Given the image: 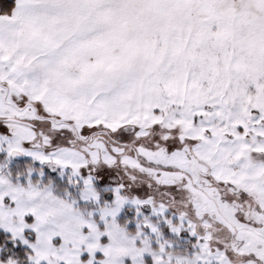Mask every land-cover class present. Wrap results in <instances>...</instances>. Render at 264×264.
I'll return each mask as SVG.
<instances>
[{"label":"snow or ice","instance_id":"6c2138e0","mask_svg":"<svg viewBox=\"0 0 264 264\" xmlns=\"http://www.w3.org/2000/svg\"><path fill=\"white\" fill-rule=\"evenodd\" d=\"M0 264H264V0H0Z\"/></svg>","mask_w":264,"mask_h":264}]
</instances>
